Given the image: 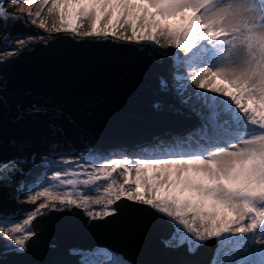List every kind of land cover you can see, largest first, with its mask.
<instances>
[{
	"label": "snow or ice",
	"instance_id": "6c2138e0",
	"mask_svg": "<svg viewBox=\"0 0 264 264\" xmlns=\"http://www.w3.org/2000/svg\"><path fill=\"white\" fill-rule=\"evenodd\" d=\"M8 2L28 0H0V23L33 15H13ZM45 8L56 18L51 29L42 18ZM40 9L31 20L39 28L111 37L170 57L172 79L162 78L160 88L174 90L185 105L195 99L201 124L175 145L152 149L139 160L85 159L99 165L85 170L87 179L70 173L71 165H54L51 181L45 177L46 186L28 201L44 202L22 223L0 227V234L25 251L38 214L75 207L102 219L116 214L111 206L126 199L164 214L172 225L167 247L187 245L195 254L215 238L210 264H264V0H40ZM18 43L27 47L24 40ZM169 48L178 51H159ZM30 111L46 109L33 105ZM118 170L119 184L113 177ZM20 171L15 160L0 162V181L11 182ZM101 179L110 181L103 189L108 198L93 199ZM93 204H103V210H89ZM74 251L78 264H127L103 248Z\"/></svg>",
	"mask_w": 264,
	"mask_h": 264
},
{
	"label": "water",
	"instance_id": "95a60500",
	"mask_svg": "<svg viewBox=\"0 0 264 264\" xmlns=\"http://www.w3.org/2000/svg\"><path fill=\"white\" fill-rule=\"evenodd\" d=\"M36 34L24 20H6L0 23V51L11 49L10 39ZM25 44L0 58V162L15 160L21 170L11 182L0 181L4 223L33 209L19 199L25 186L38 180V156L107 155L197 127L196 117L180 110L177 97L160 88L171 71L167 58L111 37L65 32ZM33 105L46 112L30 111ZM114 209L116 214L98 220L75 207L38 214L26 250L0 255V264H78L79 255L70 250L97 248L130 264H208L212 257L215 239L195 254L166 247L172 225L149 206L122 199Z\"/></svg>",
	"mask_w": 264,
	"mask_h": 264
},
{
	"label": "rangeland",
	"instance_id": "374dc122",
	"mask_svg": "<svg viewBox=\"0 0 264 264\" xmlns=\"http://www.w3.org/2000/svg\"><path fill=\"white\" fill-rule=\"evenodd\" d=\"M5 7L10 12H12L14 14H20L22 16H25L26 13L30 10L33 15L31 17H28L27 20L26 21L24 20V21L28 25H30V27L35 29L37 31V34L36 35H31V36H24L22 38L10 39V42H11V45H12L11 49L1 50L0 51V58L9 57V56L13 55L17 51V47L19 45H21L20 43H18V41H20V40H24L26 42L27 40H33L34 41V40H37V39H47V38L53 36L54 34L58 33V32H54V31H50V30L39 28L38 27V24H39L38 20H37L36 24L31 23V20L35 18V12L41 10L40 9V0H34V2H33V0H28V2H24V3H21V4H15L14 2H8V3L5 4ZM21 9H23V11ZM42 18H45L47 20L48 28L51 29L52 24H53V22L55 21L56 18L54 16L49 17L47 15V9L46 8L44 9V11L42 13ZM86 29H87V24H85V30ZM159 51L160 52H171V51H176V50L172 49V48H169V49H159ZM149 52L151 54H153L156 58H160V59L167 58L170 61L171 71L169 72V74H168L166 79H168L169 82H171L172 73H173L172 59L170 57H167V56L156 55L155 53L151 52L150 50H149ZM192 88L195 89L196 86L192 85ZM196 90L200 91V89H196ZM170 91L177 97V100L179 102V106H178L179 109L182 110L186 114H190V115H193L194 117H196L197 126H199L201 121H200L199 117L196 115V112L193 111L194 107L195 108L199 107V105L196 104L195 99H193L191 104L185 105V104L181 103V98L176 94V92L174 90H170ZM109 157H110V159H125L124 157H120V156H103V155L95 154L93 152H90V153H78V154H76L74 156H71V157L60 156V157H55V158H48V157H45V156H38V157L35 158V161H34V167L39 169V171H40L39 175H38V180L33 185H26L25 186V188L22 191V195H21V198L19 199V201L24 203V204H27V205H32L33 209L39 203H43L44 202L43 198L41 200L37 201L36 204H32V203H30L28 201H29V197L31 195H33L35 193V191H40V190H42L43 186H46V185L42 184V182H43L45 177L47 178L48 181H51V178L54 175V171H55L54 165H59V164L67 165L65 167H68L69 165H71V167H68V171L70 173L71 172H79V173H81V175H79L78 178L83 180V179H87V175L83 174L85 172V170L87 172H93L94 168L99 166L96 163H84L85 159H88L90 161L102 160L103 163H107V162H109V159H107ZM129 160L135 161V160H139V159L133 158V159H129ZM22 168L24 170H28L30 167L22 166ZM132 176L133 177L135 176V172L132 173ZM113 177L117 180L118 184L119 183H123V176L120 175L119 170H118L117 173L113 174ZM109 182L110 181H105L103 179L98 181L97 183L99 185V188L95 192L91 193L92 198L95 199L97 197H104V199H107L108 197H106L104 195L103 189L105 187H107V184ZM53 183H55V182H53ZM92 187L96 188V185H93ZM85 194L88 195L89 193L86 192ZM115 204H113L111 206L113 209L115 207ZM103 207H104L103 204L102 205H95V204L92 205L93 209L99 208V212L103 210ZM32 210L30 212H28V213H21L19 215V217H18V220L16 222L22 223L23 220L25 218H27V216H29L31 214ZM79 210L81 211L82 209H79ZM159 214H161V213H159ZM161 215L164 216V214H161ZM16 222H14L12 224H9V223H4V222H2L0 220V227L5 226V224H7V225L9 224V226H15ZM30 227L33 230L32 225ZM5 230L7 231V228H5ZM34 232H35V230H34ZM0 243H1V246L4 248V250L2 252H0V255H4L6 253L19 254V253H23L24 252V251H18L17 250L18 246H16L13 241L8 240L7 237H4L3 234H0ZM215 248H216V246H215ZM215 248L213 249L212 257H213ZM69 253L73 254V255H79L78 252L73 251V250H70ZM115 255L117 257L122 258L120 255H117V254H115ZM212 257H211V259H212ZM211 259H210V261H211ZM127 264H129V263H127Z\"/></svg>",
	"mask_w": 264,
	"mask_h": 264
},
{
	"label": "trees",
	"instance_id": "16d2710c",
	"mask_svg": "<svg viewBox=\"0 0 264 264\" xmlns=\"http://www.w3.org/2000/svg\"><path fill=\"white\" fill-rule=\"evenodd\" d=\"M176 51H178V50H176ZM200 91H203V90H200ZM199 126H197L195 129H197ZM195 129H193V130H191V131H189V132H187L185 134L174 135V136H171V137H168V138L160 139V140H158L156 142H153L151 144L145 145L143 147H139V148H135V149H129V150H112L107 155H103V156H120V157H124L126 159H133V158L141 159L146 154H148V152L150 150H152V149L159 150V149L165 148V147H167L169 145H175L177 139H180V140L184 139L185 137H187V135L190 132H194ZM65 166H67V165H65ZM8 226H9V224H8ZM122 258L125 260L124 257H122ZM209 262H210V260L208 261V264H209Z\"/></svg>",
	"mask_w": 264,
	"mask_h": 264
},
{
	"label": "flooded vegetation",
	"instance_id": "af4514ba",
	"mask_svg": "<svg viewBox=\"0 0 264 264\" xmlns=\"http://www.w3.org/2000/svg\"><path fill=\"white\" fill-rule=\"evenodd\" d=\"M164 245H165V242H164ZM167 247V246H166ZM170 248V247H169ZM187 246L186 245H184V246H181L180 248H172V249H174V251L175 252H179V251H181L180 249H183V251L186 253V254H192V253H190L188 250H187Z\"/></svg>",
	"mask_w": 264,
	"mask_h": 264
},
{
	"label": "built area",
	"instance_id": "2783aa9c",
	"mask_svg": "<svg viewBox=\"0 0 264 264\" xmlns=\"http://www.w3.org/2000/svg\"><path fill=\"white\" fill-rule=\"evenodd\" d=\"M89 210H94V211H96V212H99V208L93 209V208L91 207ZM81 211H82L83 215L86 216L89 220H93V219L89 218V217L86 215V212H85L83 209H82ZM95 220H98V219H95Z\"/></svg>",
	"mask_w": 264,
	"mask_h": 264
}]
</instances>
